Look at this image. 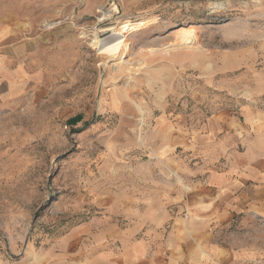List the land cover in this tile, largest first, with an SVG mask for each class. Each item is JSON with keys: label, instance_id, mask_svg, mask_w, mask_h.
I'll use <instances>...</instances> for the list:
<instances>
[{"label": "rangeland", "instance_id": "374dc122", "mask_svg": "<svg viewBox=\"0 0 264 264\" xmlns=\"http://www.w3.org/2000/svg\"><path fill=\"white\" fill-rule=\"evenodd\" d=\"M124 24L127 47L108 55L102 30ZM4 29L1 257L129 264L126 233L173 258L191 133L264 111V0H0ZM221 238L241 252L231 264H264V214H237Z\"/></svg>", "mask_w": 264, "mask_h": 264}, {"label": "crops", "instance_id": "0c3cea01", "mask_svg": "<svg viewBox=\"0 0 264 264\" xmlns=\"http://www.w3.org/2000/svg\"><path fill=\"white\" fill-rule=\"evenodd\" d=\"M5 35L7 30L0 31V39ZM2 53L0 64L9 60ZM242 116L241 125H234L237 122L231 116L223 119L214 115L204 130L191 133L195 136L192 146L198 151L194 158L199 160L196 169L184 176L188 189L175 195L176 204L179 203L177 212L181 214L175 223L181 224V228L170 242L174 243L173 258L169 245L152 255L149 235L137 238L124 233L133 239L129 253L137 255L129 264H231L240 260L241 252L223 243L224 228L237 214H264V111L249 108ZM163 253H168V260ZM67 254L70 257L65 264H97L91 263L81 250L68 249ZM0 264H7L1 255Z\"/></svg>", "mask_w": 264, "mask_h": 264}, {"label": "bare ground", "instance_id": "6f19581e", "mask_svg": "<svg viewBox=\"0 0 264 264\" xmlns=\"http://www.w3.org/2000/svg\"><path fill=\"white\" fill-rule=\"evenodd\" d=\"M104 20V19H103ZM130 29V27L127 24H124L121 26L120 30L116 29L115 27H106V29L102 30V32L105 31H111L110 36L105 39H98L97 42H100V49H106L108 55H116L118 52H120L122 49L127 47L126 45H123L121 41V33ZM106 34V33H105ZM103 35V34H102ZM97 37V36H96ZM95 37V38H96ZM187 44H191L190 41H185ZM181 42H178L180 44ZM193 46V45H192ZM122 52V51H121Z\"/></svg>", "mask_w": 264, "mask_h": 264}]
</instances>
